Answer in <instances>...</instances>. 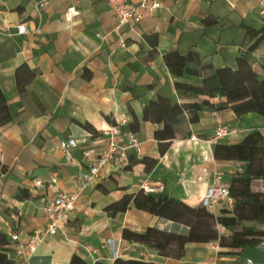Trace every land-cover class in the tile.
<instances>
[{
    "label": "crops",
    "instance_id": "1",
    "mask_svg": "<svg viewBox=\"0 0 264 264\" xmlns=\"http://www.w3.org/2000/svg\"><path fill=\"white\" fill-rule=\"evenodd\" d=\"M37 1L0 0V89L15 109L14 118L0 124V232L10 240L16 232L25 242L46 226L45 204L60 192L78 197L57 232L47 235L33 254L18 253L11 240L8 256L13 264H70L74 253L90 264H114L112 248L105 245L108 241L115 243L123 261L244 264L246 258L263 260L260 244L228 247L217 240L188 242L181 257L159 254L145 243L124 238L123 229L141 232L155 226L188 233L189 226L133 202L124 211L106 207L141 189L198 206L216 174L229 185L243 169L246 160L217 156L213 146L239 142L254 129L264 135L263 116L255 112L238 116L231 108L204 106L197 122L177 125L176 137L161 154L154 135L158 124L143 119V112L146 102L159 94L172 102L184 100L164 59L169 51L185 54L194 48L215 68H235L238 56L256 38L247 33L246 25L264 24V0H161L162 6L135 26L120 27L106 0H47L40 9ZM70 7L76 12L67 16ZM22 22L27 32L17 31ZM122 39L126 46H121ZM248 59L262 73L264 40ZM187 80L198 83L202 75H190ZM129 85L137 87L138 96ZM122 119L127 122L121 126L119 141L127 142L135 134L140 152L129 148L125 157L116 154L81 189L84 170L108 146L104 129ZM85 122L98 133L84 127ZM219 122L233 131L212 141ZM69 136L78 141L72 159L60 147V141ZM143 156L158 159L151 171L140 161ZM53 170L57 183L49 186ZM22 190L29 196L18 197ZM223 208L219 204L218 213ZM96 248L98 252L93 253Z\"/></svg>",
    "mask_w": 264,
    "mask_h": 264
},
{
    "label": "trees",
    "instance_id": "2",
    "mask_svg": "<svg viewBox=\"0 0 264 264\" xmlns=\"http://www.w3.org/2000/svg\"><path fill=\"white\" fill-rule=\"evenodd\" d=\"M247 33L254 34L255 40L248 49L237 58L236 67L222 66L215 68L209 60H204L194 48L183 54L172 50L164 55L166 64L175 76V87L181 102H172L159 94L150 99L144 106L143 119L158 124L154 131L159 142L160 152L164 154L176 137L177 125L187 121L199 120V111L204 106L222 109L231 108L238 116L255 112L264 117V63L262 73L257 72L248 59L264 40V24L259 28L246 25ZM190 75H202L200 82L187 80ZM127 88L138 96L136 86ZM218 97L217 102L210 99ZM15 116L14 107L5 100L0 89V124L11 121ZM139 120L135 117V123ZM94 135L97 129L90 123H82ZM191 134V131L188 132ZM217 156H236L246 160L243 169L231 178L229 189L234 198L232 209L223 208L213 213L203 204L192 206L183 200L163 192H146L141 189L136 193L125 194L120 200L108 205L106 209L117 212L124 211L133 202L138 208L147 210L160 217H166L189 226L188 233H179L148 226L138 232L124 228L122 236L139 241L155 248L159 254L181 257L185 245L192 241L217 240L221 246L254 247L264 237V135L254 129L241 141L236 143L217 142L213 146ZM136 161V160H135ZM140 161L151 171L157 164V158L143 156ZM130 165V164H129ZM256 181L263 182V188H257ZM29 196L24 190L18 194L22 198ZM220 226L229 233H221ZM10 237L0 232V264H13L8 256ZM70 264H90L79 254L74 253ZM114 264H155L152 261L132 258L126 261L117 258Z\"/></svg>",
    "mask_w": 264,
    "mask_h": 264
},
{
    "label": "built area",
    "instance_id": "3",
    "mask_svg": "<svg viewBox=\"0 0 264 264\" xmlns=\"http://www.w3.org/2000/svg\"><path fill=\"white\" fill-rule=\"evenodd\" d=\"M111 9L115 12L119 24L122 26L125 24H130L135 26L138 24L147 14H150L155 9H158L162 6L161 0H106ZM47 4V0H38L36 2L37 9H40L42 6ZM76 11L74 7H70L67 10L66 15L72 16ZM17 31L27 32L28 26L26 22L19 23L17 26ZM121 46H126L124 39L121 40ZM212 113L217 115V111L213 110ZM127 122L126 119L120 120L110 126L109 128L104 129V134L108 136V146L105 148L99 156L87 167L83 172V182L80 186L82 189L85 184L94 178H96L101 171V168L105 166L116 154H120L122 157L126 156V151L129 148H135L137 152H140V140L135 134H131L127 142L121 144L119 141V135L121 133V126ZM232 129H230L226 124L219 122L216 127L215 133L212 137V141L219 140L225 135L229 134ZM195 138V136H193ZM78 145V141L75 137L69 136L60 141V147L62 148L65 156L68 159L73 158V148ZM37 183L41 186H44L40 181ZM57 183V171H52V176L49 186H54ZM152 190L153 188H148ZM78 197L77 193H58L55 198L45 204L44 210L48 217V222L46 226L38 232L32 233L28 240L23 242L20 240L18 233L13 232L11 234V240L15 243L17 252L25 256L33 254L43 241V239L49 235L57 232L60 221L64 216L71 210L75 208V201ZM2 199V189H1V180H0V201ZM223 203L224 208L232 209L234 206V198L231 196L229 185L222 183L220 175L216 174L213 178L212 183L208 187L203 199L202 204L211 212L218 213L219 204ZM221 227V226H220ZM261 246H264V237L261 239ZM106 246L112 248L114 257L117 259L118 249L116 248L115 243L108 241ZM93 253L98 252V249H93ZM244 264H264V259L261 261L254 260L252 258H246Z\"/></svg>",
    "mask_w": 264,
    "mask_h": 264
},
{
    "label": "rangeland",
    "instance_id": "4",
    "mask_svg": "<svg viewBox=\"0 0 264 264\" xmlns=\"http://www.w3.org/2000/svg\"><path fill=\"white\" fill-rule=\"evenodd\" d=\"M254 185L257 188H261V186L263 185V182L262 181H256ZM219 228H220V230H225L226 233L230 232L227 228H224V229H223V227H219Z\"/></svg>",
    "mask_w": 264,
    "mask_h": 264
}]
</instances>
